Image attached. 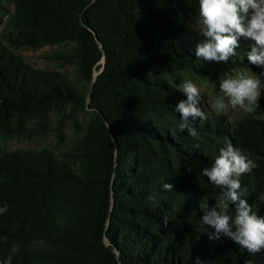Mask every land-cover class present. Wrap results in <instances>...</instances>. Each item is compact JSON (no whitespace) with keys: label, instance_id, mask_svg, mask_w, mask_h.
Segmentation results:
<instances>
[{"label":"trees","instance_id":"obj_1","mask_svg":"<svg viewBox=\"0 0 264 264\" xmlns=\"http://www.w3.org/2000/svg\"><path fill=\"white\" fill-rule=\"evenodd\" d=\"M166 5L182 4L14 0L13 49L61 46L50 58L75 64L89 85L102 57L104 65L85 94L63 72L27 63L0 37V136L43 135L52 130L51 111L80 132L59 156L48 148L0 151V208L7 205L0 264H264V248L249 253L200 222L221 192L201 172L226 141L257 164L240 177L241 196L264 218V93L256 116L197 118L195 136L181 131L171 107L176 91L151 67L171 73L206 61L195 54L202 35L184 37L187 27L165 16ZM244 42L227 63H211L254 67ZM86 108L91 116L80 125L76 114Z\"/></svg>","mask_w":264,"mask_h":264},{"label":"clouds","instance_id":"obj_2","mask_svg":"<svg viewBox=\"0 0 264 264\" xmlns=\"http://www.w3.org/2000/svg\"><path fill=\"white\" fill-rule=\"evenodd\" d=\"M199 6L198 28L203 37L195 53L199 59L209 63H227L236 55L240 40L244 38L254 41L247 52L248 62L264 67V0H199ZM218 79L223 96L216 97L212 102V110L221 112L229 106L233 109L239 107L245 112L255 110L264 90L260 79L244 72ZM181 89L187 99L180 101L175 108L181 116L178 128L195 136L197 132L192 121L207 119L205 111L199 106L201 92L191 80L184 81ZM256 167L255 161L247 154L226 141L211 166L203 168L201 172L209 182L221 189L215 207L204 211L201 224L212 226L216 239L227 236L249 253L264 248V218L258 217L252 206L242 198L240 177ZM163 187L165 190L172 189L170 184ZM260 199L264 200V197ZM230 204L236 206L234 215L229 214ZM5 211L7 205L0 208V213Z\"/></svg>","mask_w":264,"mask_h":264},{"label":"rangeland","instance_id":"obj_3","mask_svg":"<svg viewBox=\"0 0 264 264\" xmlns=\"http://www.w3.org/2000/svg\"><path fill=\"white\" fill-rule=\"evenodd\" d=\"M180 2L182 5L177 7L178 10H175L172 5H166L164 8L165 16L173 22L180 23L187 27L188 35L184 37L189 39L199 38L201 36L198 28L200 15L199 0H180ZM13 8L14 0H0V37L3 44L14 50V52L17 54L21 55L27 63L34 67L55 69L63 72L67 75L71 82H73L79 89L87 94L88 88L95 80L96 75L101 72L102 66L104 64L103 57L98 63L99 66L94 69L92 82L89 85L87 82L80 79L76 71L75 64H64L61 61H55L50 58L54 51L60 49L61 46L46 45L36 49L29 47L13 49L7 40V36L10 31L8 19L10 14L13 12ZM244 40V48L248 52L250 51L251 46L254 44V41L246 39ZM150 72L152 75L163 78L170 86L175 89L176 96L171 99V107L177 115L180 113L176 112L175 108L180 101L187 99V96L182 92L181 85L184 81L191 80L200 89L202 98L199 102V106L203 111H205L207 118L221 115L224 116L228 121H233L244 116H256L255 110L257 109V105L255 106V110L252 112H245L239 107L233 109L231 106L225 108L221 112H216L211 109L210 105L216 99V97L223 96V93L219 88L220 80L218 77H225L244 72L260 79L262 84H264V67H259L256 65L252 67L241 64L229 70H217L216 65L212 63L199 62L196 64H190L186 68L174 69L171 73L165 72L157 66H152ZM263 93L264 90H262L261 96ZM90 102L91 98L87 96V103ZM225 102L227 103V98H225ZM60 116L61 115L55 111H51L49 113L52 130L43 135H35L31 138L17 136L5 138L0 136V151L7 149L38 150L40 148H48L59 156L63 152L70 150L75 144L76 140L79 138L80 132L75 128L74 122L71 118H65L61 120ZM90 116V109L86 108L85 111L78 112L75 119L78 124L83 125Z\"/></svg>","mask_w":264,"mask_h":264},{"label":"water","instance_id":"obj_4","mask_svg":"<svg viewBox=\"0 0 264 264\" xmlns=\"http://www.w3.org/2000/svg\"><path fill=\"white\" fill-rule=\"evenodd\" d=\"M103 63H104V57H103ZM103 65H104V64H103ZM102 69H103V66H102ZM102 69H101V70H102Z\"/></svg>","mask_w":264,"mask_h":264}]
</instances>
